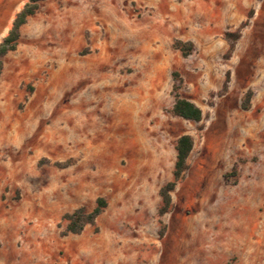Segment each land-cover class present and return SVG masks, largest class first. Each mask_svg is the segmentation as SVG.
<instances>
[{"label":"rangeland","instance_id":"1","mask_svg":"<svg viewBox=\"0 0 264 264\" xmlns=\"http://www.w3.org/2000/svg\"><path fill=\"white\" fill-rule=\"evenodd\" d=\"M29 1L0 0V44ZM0 264H264V0L43 1L0 78Z\"/></svg>","mask_w":264,"mask_h":264},{"label":"trees","instance_id":"2","mask_svg":"<svg viewBox=\"0 0 264 264\" xmlns=\"http://www.w3.org/2000/svg\"><path fill=\"white\" fill-rule=\"evenodd\" d=\"M45 0H30L19 12L13 22V25L8 35L3 39L0 44V78L3 74L5 67V58L11 53L15 52L19 46V42L22 36V28L27 24L29 18L36 15L40 9L41 3ZM176 48L180 49L185 56H189L193 45L185 44L181 41L176 43ZM234 46H231V51ZM175 78L180 82L179 74L175 75ZM181 84H175L174 91L176 93V100L172 113L174 116L183 118L188 121L201 122L203 120V111L192 101L183 98L180 95ZM194 149V139L190 135H184L179 138L176 150H177V162L175 165V171L173 174V180L162 187L160 195L162 197L163 204L159 210V215L162 217L169 213L172 205V193L176 187L185 178L187 171L189 170V158ZM107 207V201L104 198L98 200L97 207L92 212H87L81 208L73 213H68L63 217V221L67 222L66 234H81L86 226L95 225L98 217L102 214Z\"/></svg>","mask_w":264,"mask_h":264}]
</instances>
